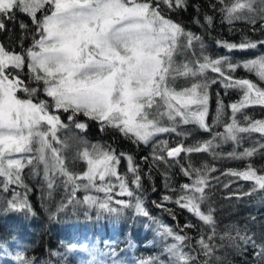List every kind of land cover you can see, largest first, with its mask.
<instances>
[{
  "label": "snow or ice",
  "instance_id": "obj_1",
  "mask_svg": "<svg viewBox=\"0 0 264 264\" xmlns=\"http://www.w3.org/2000/svg\"><path fill=\"white\" fill-rule=\"evenodd\" d=\"M217 3L223 21L232 24L243 20L252 25L254 31L259 24V30L264 32V0H217ZM186 4L187 0H0V17L12 19L14 11H20L27 14L36 26L32 46L21 53L0 45V191L7 192L13 184L24 189L23 195L12 190L13 199L8 201L11 208L31 212L22 171L27 165H32L33 174H37L35 169L42 163L49 189L55 184L56 173L65 177L62 181L65 187L71 185L68 203H85L119 214V208L110 206L117 185L111 182L96 183L97 179L105 181V177L113 176L119 180V195H126L133 201L116 200L115 203L134 207L138 215L149 216L143 201L129 188L127 175H117L116 165L120 157L114 150L92 145L90 153L85 147L77 155L87 162V171L83 175L68 171L60 154L64 142L57 137V132L69 128V125L61 121L52 109H62L68 113L67 119L76 129L87 128L86 123L75 119L78 114H83L98 121L101 131L113 128L129 139L135 138V143L148 144L161 133L174 132L186 136L187 133L177 132L181 124L192 123L211 131L205 120L209 99L207 90L210 84L220 83L224 89H239L242 93V99L229 106L232 117L225 132H217L212 140L189 147L179 144L169 148L167 141H159L153 145V161L168 163L166 157H178L182 151L209 152L228 142L239 147L243 140L239 134H264V120L252 121L245 115L247 126H240L236 120V113L249 105L264 106V88L249 79L234 76L236 70L242 67L264 81V55L235 62L230 56L213 58L206 55L201 37L167 18V11L183 8ZM212 7L215 8L216 4ZM205 19L208 23L212 21L211 16ZM4 27L3 19H0V30ZM24 27L21 24V28ZM194 41L198 44L199 56L193 52L195 59L178 62L175 57L185 55L187 50L193 48ZM218 44L228 50L256 49L258 46L264 47V39L252 41L246 37L239 44L219 41ZM25 65L30 70L29 79L37 87L25 84L15 71L23 70ZM209 70L218 76L208 77ZM180 78L186 79L190 87L177 90L176 82ZM18 92L24 93L23 98L17 95ZM40 92H46L51 100L40 99ZM193 105L196 106L195 110L192 109ZM224 107L223 102L218 101L217 123ZM216 140L219 143H214ZM53 142L61 147H55ZM84 143L87 144L86 141ZM259 148L264 149V144ZM258 150L252 147L238 153L234 148L226 154V158L246 159ZM15 153L35 154L17 159L12 158ZM161 153H166V156ZM210 155L216 159L224 154L213 150ZM127 160L128 172L132 174L131 182L139 188L138 166L133 164L131 156ZM181 167L190 183L181 185L180 194L172 202L188 209L209 225L211 235L205 238L201 232L196 240L199 247L193 248L190 236L181 235L179 231L154 220L161 238L171 237L176 242L165 246L167 261L157 257L141 260L139 264H211L213 260H221L215 255V249L223 245L214 243L216 229L213 209L209 206L207 212L201 210V204L207 199L205 188L209 186V173L216 169L207 164L201 168L191 165ZM221 174L252 181L253 191L264 190V174H258L251 164L245 170L229 169ZM214 178L219 180V177ZM81 189L85 193L90 190L102 192L105 196L101 199L85 195L83 201L76 200V192ZM65 207L67 205L62 203L57 211ZM185 227L195 225L188 223ZM219 238L228 239L230 246L237 249L240 248L237 238L244 245L250 244L255 250L257 264H264V241L257 243L251 236L240 235L239 230L236 237L225 233ZM76 248L77 245L72 244L69 251ZM185 248L190 251L185 252ZM91 251L95 253L96 249ZM14 259L18 264H35L22 252H17ZM111 264L120 262L112 260Z\"/></svg>",
  "mask_w": 264,
  "mask_h": 264
},
{
  "label": "trees",
  "instance_id": "obj_2",
  "mask_svg": "<svg viewBox=\"0 0 264 264\" xmlns=\"http://www.w3.org/2000/svg\"><path fill=\"white\" fill-rule=\"evenodd\" d=\"M213 4H216L215 8L212 7ZM219 8L217 0H187L185 7L165 11H167V18L202 38L205 54L210 57L230 56L235 62L264 55V47L260 46L256 49L228 50L218 44V41L239 44L246 37L252 41L264 39V32L259 30V24L255 26V31L252 25L243 20L228 24L221 19L222 14ZM206 16L212 17L211 23L205 19ZM0 19H3L5 24L4 29L0 30V45L16 53H21L32 46L36 26L27 14L14 11V18L0 17ZM21 24L25 27L21 28ZM199 51L198 44L194 41L192 49L187 50L183 56H176L175 59L178 62L195 59L193 52L199 56ZM15 71L20 74V79L25 84L31 87L38 86L29 79L30 70L27 65L23 70ZM207 75L212 78L218 76L210 70ZM234 76L256 83L259 80L254 72H248L242 67L236 70ZM261 82L264 81L259 80V83ZM39 86L42 87V85ZM182 87H190V83L184 78L176 82L177 90ZM207 91L209 99L205 120L211 127V131H205L192 123L181 124L177 132L187 133L186 136L177 135L174 132L161 133L148 144L135 143V138L129 139L113 128H105L101 131L98 121L91 120L83 114H78L75 119L86 123L87 128L76 129L67 119L68 113H64L62 109H52L54 114L59 115L61 121L69 125V128L58 131L59 139L64 142L62 153L64 165L68 171L80 175L85 173L87 162L78 158L77 155L85 147L92 149V145H100L104 150H114L120 157L117 165L118 176L127 175L129 188L143 201L149 216L138 215L134 207H123L115 203L116 200L133 202L132 198L119 195L118 179L112 181L107 176L105 181L99 179L96 181L98 185L108 182L117 185L113 190V201L110 205L120 209L119 214H116L94 206L90 207L85 203L75 201L68 203L71 185L65 187L62 183L65 177L56 173L55 184L52 189H49L44 179V167L40 164L35 169L37 174H33V166L27 165L22 171V177L24 184L27 185V200L31 205V212L15 210L8 204V201L13 199L12 190L23 195V188L13 184L7 192L0 191V245H3L0 247V264H18L14 259L17 252H22L25 258L31 259L35 264H89V262L111 264L112 260L119 261L120 264H139L141 260L157 257L167 261L165 246L176 241L171 237L162 239L154 220L173 228L174 231H179L181 235L187 234L192 238L190 241L192 247L198 248L196 240L199 234L203 232L205 238L211 235L210 226L200 221L188 209L172 201L180 194L181 185L190 183L189 177L185 176L181 166L187 168L191 165L194 168H201L205 164L215 168L216 171L209 173V186L205 188L207 199L201 204V210L207 212L209 206L213 209L212 215L216 229L214 243L223 245L215 249V255L221 257V260L219 262L213 260L211 264H257L255 250L250 244L244 245L237 238L240 244V248L237 249L230 246L231 242L228 239L220 240L219 237L225 233L236 237L239 230L240 235L251 236L257 243L264 241V190L253 191L252 181L221 173L229 169L242 171L251 164L258 174H264V149L259 148L261 144H264V134L258 132L239 134L243 137L239 147H236L233 142H228L218 148L210 149L209 152L185 153L182 151L178 157H166L168 163L153 161V145L159 141H167L169 148L179 144L189 147L212 140L217 132H225L226 125L231 123L232 117L229 106L241 100L242 93L239 89H224L220 83L210 84ZM17 95L23 98L24 93L18 92ZM39 97L42 100L45 98L51 100L46 92H40ZM218 101H222L225 105L219 117V123H217ZM245 115L252 121L264 120V106L249 105L236 113V120L240 126H247V121L244 120ZM214 143H219V140ZM252 147L259 150L249 158H226V154L232 152L234 148L240 153ZM213 150L224 155L213 159L210 155ZM121 153L124 155L120 156ZM161 154L166 156V153ZM128 156H131L133 164L138 166L139 188L131 182L132 174L128 172ZM214 177H219V180ZM226 184L227 187H225ZM173 189L176 191H172ZM85 195H93L101 199L105 196L102 192L90 190L85 193L81 189L76 192V200L83 201ZM164 197L172 199L165 200ZM62 203L67 207L57 211ZM188 223L195 227L186 228L185 225ZM186 243L189 242L186 241ZM72 244L77 245V248L69 251ZM93 248L96 249L95 253L91 251ZM184 251L188 252L190 249L185 248Z\"/></svg>",
  "mask_w": 264,
  "mask_h": 264
},
{
  "label": "rangeland",
  "instance_id": "obj_3",
  "mask_svg": "<svg viewBox=\"0 0 264 264\" xmlns=\"http://www.w3.org/2000/svg\"><path fill=\"white\" fill-rule=\"evenodd\" d=\"M39 16H40V13L38 12L37 13V17L39 18ZM257 80V79H256ZM258 81V83H256V84H258V86L259 87H261V88H263L264 87V82H261V83H259V80H257ZM254 82V81H253ZM192 109L193 110H195L196 109V106L195 105H193L192 106ZM57 137L59 138V133L57 132ZM54 143V146L55 147H59V144H56L55 142H53ZM178 146V145H177ZM35 147V146H34ZM61 147V146H60ZM62 151H63V148H62ZM62 151H61V156L63 157V159H64V154L62 153ZM88 151L91 153L92 152V149H88ZM35 153H15V154H13V156H12V158H17V159H20V158H26V157H31V156H33ZM41 166H43L44 167V165L41 163ZM88 166H86V168H87ZM116 168H117V165H116ZM86 171H87V169H86ZM85 171V172H86ZM119 173H118V170H117V175H118ZM110 177V179L113 181V180H115V179H117V177H113V176H109Z\"/></svg>",
  "mask_w": 264,
  "mask_h": 264
}]
</instances>
